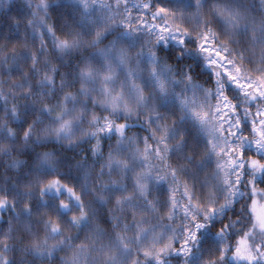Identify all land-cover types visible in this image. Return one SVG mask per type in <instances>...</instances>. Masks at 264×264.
<instances>
[{"label":"snow or ice","instance_id":"obj_1","mask_svg":"<svg viewBox=\"0 0 264 264\" xmlns=\"http://www.w3.org/2000/svg\"><path fill=\"white\" fill-rule=\"evenodd\" d=\"M0 264H264V0H0Z\"/></svg>","mask_w":264,"mask_h":264}]
</instances>
